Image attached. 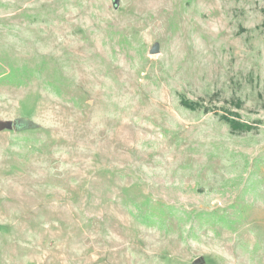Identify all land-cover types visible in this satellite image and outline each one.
<instances>
[{
    "label": "rangeland",
    "instance_id": "obj_1",
    "mask_svg": "<svg viewBox=\"0 0 264 264\" xmlns=\"http://www.w3.org/2000/svg\"><path fill=\"white\" fill-rule=\"evenodd\" d=\"M0 64V264H264V0H0Z\"/></svg>",
    "mask_w": 264,
    "mask_h": 264
},
{
    "label": "trees",
    "instance_id": "obj_2",
    "mask_svg": "<svg viewBox=\"0 0 264 264\" xmlns=\"http://www.w3.org/2000/svg\"><path fill=\"white\" fill-rule=\"evenodd\" d=\"M38 73V69L30 68L28 66H20L14 67L12 65H8L3 68L0 64V85L12 86V87H24L27 83L29 78L36 76ZM182 104L188 108L189 110H197V109H204L203 105L198 102H190V101H182ZM232 116V115H230ZM224 122L231 127V128H243V130H249L251 127L247 124L242 125L235 121L236 119L233 117H225L223 116ZM158 207H155L157 209ZM176 211L172 206H163L159 211V218L158 221H154L151 218V214H147L144 222H150V224H156L157 226L163 227V215L165 212L173 213ZM196 221L200 226H204L205 224L212 223L216 225H221L225 227L227 230H230L231 221H228L224 216H218L216 212L214 213H202L196 215ZM147 224V223H146Z\"/></svg>",
    "mask_w": 264,
    "mask_h": 264
},
{
    "label": "water",
    "instance_id": "obj_3",
    "mask_svg": "<svg viewBox=\"0 0 264 264\" xmlns=\"http://www.w3.org/2000/svg\"><path fill=\"white\" fill-rule=\"evenodd\" d=\"M119 3H120V0H112L113 7H114L115 9L118 8ZM158 49H159L158 45L155 44V45H153V46L151 47V49L149 50V53H150L151 55L157 54L158 51H159ZM16 124H17L16 122L13 123V129H16ZM194 263H195V264H202L203 261H202L201 259H197V260H195Z\"/></svg>",
    "mask_w": 264,
    "mask_h": 264
}]
</instances>
